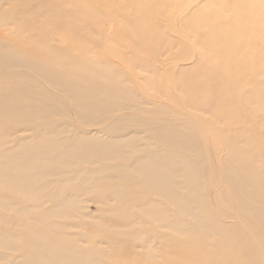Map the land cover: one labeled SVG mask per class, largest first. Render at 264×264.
<instances>
[{
  "label": "bare ground",
  "instance_id": "obj_1",
  "mask_svg": "<svg viewBox=\"0 0 264 264\" xmlns=\"http://www.w3.org/2000/svg\"><path fill=\"white\" fill-rule=\"evenodd\" d=\"M14 1L0 9V22L15 23L34 50L0 32V69L22 68L50 84L13 78L0 85V144L30 131L0 154V221L27 236H0V244L25 255L18 264L30 256L38 264H146L156 248L162 264H264V0H206L224 9L196 12L194 0H127L122 12L115 0H83L111 22H128L117 31L129 61L147 65L164 53L183 61L162 77L151 68L153 96L173 105L145 114L136 113L144 105L130 72L49 43L65 0ZM167 4L188 10L183 27L199 24V33L191 30L200 52L153 32L147 13ZM189 56L195 64L184 63ZM130 106L133 114H123ZM84 195L99 209L80 213L89 217L87 246L49 219L71 216Z\"/></svg>",
  "mask_w": 264,
  "mask_h": 264
},
{
  "label": "rangeland",
  "instance_id": "obj_2",
  "mask_svg": "<svg viewBox=\"0 0 264 264\" xmlns=\"http://www.w3.org/2000/svg\"><path fill=\"white\" fill-rule=\"evenodd\" d=\"M115 1L118 3L119 12L127 10V7L125 6L127 0ZM194 1L196 6L194 5V9L192 12H196L199 9L207 11L210 8L224 9L220 6L211 5L206 2V0ZM65 2L67 5L64 7V11L60 12V15L58 17V22H60L61 25L57 24L56 27L54 26L52 29H49L51 31L49 36V43H51L53 46L61 45L62 47L67 48L69 53H83L93 59H106L110 62H113L114 64L119 65L122 70L130 72L133 75V77L130 76V79L133 82L132 90L137 94L138 97H140L139 99L143 102L144 105V107L136 113L145 114L148 109L151 110L152 107L156 106L158 103L164 104L165 102L173 105L171 101L153 96L157 88L155 82L150 81L153 79V72L155 74V71L151 68L155 67V69L159 72V76L162 77L164 74H170L171 71H175V66H179L183 63V61H169L167 59L169 53L159 55L156 59L149 61L147 65L143 60L139 62L129 61L125 57L126 54H129L130 52V48L126 45V37H124V35L118 34L117 31V29L119 28L128 26V22H111L108 17L95 14L92 5L86 3L83 0H65ZM6 6L14 8L16 6V3L14 0H0V9ZM183 10L184 7L180 6L177 8H171L169 4H167L164 5L163 8L155 7V10L149 11V13H147V16L155 18V26L152 27L153 32H165L170 37L175 38L178 42H184L189 48L191 54L194 55L196 53L193 52H195V50L196 52L199 51L202 43L198 41V39L195 37L197 35H194L191 29L193 28L195 32L199 33L201 31V27L199 26V24H196L190 28L183 27V23L186 22L188 17V10L186 9L184 13ZM254 13L257 14L258 12ZM80 14H82L84 17L79 18ZM160 17H163V23H165L164 25H162L158 21V19H156ZM226 17L228 16L226 15ZM164 18L166 19V21L164 20ZM168 18L172 22V28L170 26H166ZM223 18L220 21H223ZM79 20L80 23L78 24L80 25L76 26V22ZM49 24L51 23H47L46 27L50 26ZM176 25L180 26L179 31H176ZM181 26L182 29H180ZM99 30L101 32L100 34ZM0 32L3 34V37L12 40L17 48L29 51L34 50V46L32 45V43L23 40V35L25 34H21L22 31L17 28V25L15 23L11 24L10 22L8 24H1L0 22ZM178 49V45H173V47L171 48L173 52L177 51ZM144 59L146 60L147 58ZM192 59H194V56H189L188 60L184 63L195 64V61H191ZM20 70L21 71H11L0 69V85L8 82L10 79L17 78L27 80L28 82H31L33 84H37L44 89H48L50 87V84L47 83L46 80L39 79L32 72L24 69L22 70V68ZM145 77L149 78V82L144 81ZM119 99L121 101H125V98L122 96ZM122 113L133 114V109L130 106V108H128L127 110H123ZM205 115L209 117L211 116V114L208 113H205ZM86 130H88L92 135L96 134L95 132L97 129L92 126L90 128H87ZM97 135L105 136L106 133L104 131L100 132V134ZM17 136L18 138L30 137V131H17L15 137ZM15 137L13 136L11 137V139H6L0 144V154L4 149L10 148L13 145ZM211 140L214 142V144L212 143V150L220 154L222 152L221 149H224V146L219 141H217L216 138L215 140ZM144 142L145 139H141L140 144H143ZM210 156L211 153L209 151L205 153L206 161H208L207 159L210 158ZM205 175V184L207 186V190H211L216 182L213 179L214 175L212 173V170L206 172ZM67 176H70V174H67ZM78 200V206L80 209H78V211L76 212H73L71 216L67 214L64 216H51L49 219L54 222H59L60 225L63 224V227L60 229L62 234L67 235L68 237H70V239L75 242L77 241L82 246H87L89 240H87V237L84 234L85 230L87 231V220L89 217L86 215L82 217L80 213L84 212L88 215H96L99 209L98 204L94 203L91 200V195L78 197ZM20 205L21 204H17L16 206L12 205V207L14 209H17ZM49 205L50 202L46 203L43 208ZM7 211L8 213L12 212V210ZM12 234L19 236L20 238H22V240H27L26 233L21 232V230H15L13 229V227H10L0 221V236H10ZM6 241L11 242L13 241V239L9 237L6 238ZM8 243L9 242L0 244V264H18L21 260V257L25 255H23L21 251H18V249H15L16 247L13 248V246ZM26 253L28 254V252ZM152 257V260L148 261L146 264H162L161 254L158 248H156L155 252L152 253ZM35 261L36 259H32L31 256L29 257V264H35ZM36 264H38L37 261Z\"/></svg>",
  "mask_w": 264,
  "mask_h": 264
}]
</instances>
